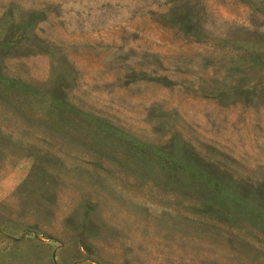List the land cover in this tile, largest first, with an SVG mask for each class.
Instances as JSON below:
<instances>
[{"label": "rangeland", "instance_id": "374dc122", "mask_svg": "<svg viewBox=\"0 0 264 264\" xmlns=\"http://www.w3.org/2000/svg\"><path fill=\"white\" fill-rule=\"evenodd\" d=\"M0 264H264V0H0Z\"/></svg>", "mask_w": 264, "mask_h": 264}]
</instances>
